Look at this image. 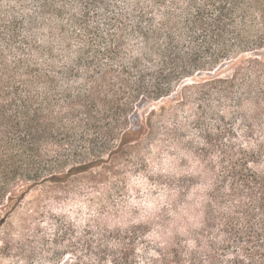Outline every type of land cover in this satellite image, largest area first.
Returning a JSON list of instances; mask_svg holds the SVG:
<instances>
[{"label": "trees", "instance_id": "trees-1", "mask_svg": "<svg viewBox=\"0 0 264 264\" xmlns=\"http://www.w3.org/2000/svg\"><path fill=\"white\" fill-rule=\"evenodd\" d=\"M30 1L25 18L0 9V228L31 189L97 191L122 175L126 152L160 117L151 109L132 129L137 105L214 71L190 89L245 111V143L224 141L227 122L205 133L220 170L190 249L154 244L140 261L146 229L131 225L84 239L93 261L62 264H264V0H121L120 10L113 0ZM230 62V76L216 74ZM7 246L0 230V252Z\"/></svg>", "mask_w": 264, "mask_h": 264}, {"label": "rangeland", "instance_id": "rangeland-1", "mask_svg": "<svg viewBox=\"0 0 264 264\" xmlns=\"http://www.w3.org/2000/svg\"><path fill=\"white\" fill-rule=\"evenodd\" d=\"M113 3L122 9L121 0ZM0 9H13L25 18L33 3L0 0ZM262 53L264 47L256 52L264 60ZM233 62L223 64L216 74L230 76ZM213 74L197 72L181 81L169 97L137 105L130 126L136 129L146 113L156 109L160 117L153 120L154 135L139 149L127 151L122 175H111L97 191L78 183L77 190L68 195H56L59 189L49 192L46 186L31 189L1 225V237L8 246L0 252V264H62L72 256L93 261L83 247L84 239L95 242L102 229L131 225L146 229L139 240L140 261H145L147 253L153 255L154 244L178 241L190 249V231L200 228L211 176L220 170L219 154L210 149L205 133L215 135L227 122L232 134L224 141L245 143L240 120L245 111L237 110L232 102L224 106L215 95H199L190 89Z\"/></svg>", "mask_w": 264, "mask_h": 264}]
</instances>
